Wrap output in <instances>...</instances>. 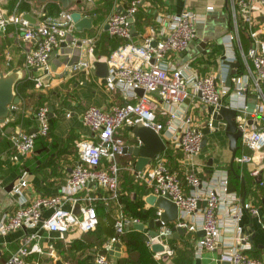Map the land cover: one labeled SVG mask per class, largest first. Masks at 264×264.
I'll use <instances>...</instances> for the list:
<instances>
[{
  "label": "built area",
  "instance_id": "1",
  "mask_svg": "<svg viewBox=\"0 0 264 264\" xmlns=\"http://www.w3.org/2000/svg\"><path fill=\"white\" fill-rule=\"evenodd\" d=\"M140 0H131L125 9L127 15L115 11L110 13L105 23L111 37L121 39L108 55L105 62L108 66V76L105 85L114 91H119L124 101L114 103L108 108L95 105L87 106L82 113L81 120L93 134L92 138L82 139L78 143L79 163L72 167L64 188L59 194L44 195L27 202L24 197L26 181L22 180L14 187V192L21 196L20 205L14 212L0 219V234L10 233L18 228L46 229L63 235L69 231L90 232L98 224L96 203L109 204L117 202L120 190V167L117 159L124 155L126 140L119 134L125 127L141 124L162 135L163 130L172 132L171 123L180 121L181 126L168 141L180 147L187 155L198 154L203 145L204 133L194 125L189 116L184 117L182 109L186 100L199 97L201 101L212 109L226 106L236 110L235 121L241 135L239 147L242 152L236 155L234 164L242 166L251 163L255 154L264 151V39L259 37L253 17L254 4L264 7V0H238L231 4L230 13L234 32L225 36L224 45H233L238 36L242 23L249 25L250 46L246 52L242 50L234 59L238 61V68H231V73L220 77L217 73H210L191 77V67L188 65H174L167 61L173 53L184 51L196 37V24L201 19L199 15L189 9L179 13H171L157 18V29H151L149 37H143L141 43L133 41V32L128 16L135 20ZM20 4L32 6V0H16L14 8ZM208 9H212L211 6ZM38 15H34L35 22L24 18V13L10 14L0 7V31L5 33L9 25H14L16 32L23 40L32 42L31 48L25 54L24 65L47 69L49 72V58L74 30L71 10L61 9L56 15H49L45 4L36 8ZM134 24V22H133ZM155 40L156 45L151 42ZM75 38L71 40L74 44ZM93 46L89 52L93 53ZM237 53V52H236ZM227 60V59H226ZM88 60H79L70 65L71 71H80L91 67ZM229 79L230 86L226 84ZM37 80V87L43 83ZM137 89L143 94L138 95ZM157 94L166 113L165 122L157 119L158 103L154 95ZM256 100L252 123H248L247 100ZM232 99H241L234 103ZM15 107V106H14ZM37 131L20 132L13 137L14 152L11 160L17 162L21 156L29 154L35 144L36 136L48 137L50 131L49 107L40 105L35 111ZM208 126L214 129L211 119ZM260 169L252 170L257 176ZM148 194L165 197L177 207V218L171 223L155 226L154 234L150 233L148 222L131 216L117 204L114 215V233L104 245L108 252L112 246L121 241L123 236L134 226L143 224L145 245L152 251L154 244L163 246V251L153 252L156 264H165L164 257L173 254L169 245L175 231L173 227L183 228L187 233L196 234L203 231L194 242V257L202 258L204 252L214 251L221 247L219 261L229 264H263V262L249 255L251 249L250 232L241 224L244 211L257 218L264 228V212L260 206L244 201L241 196L229 190V171L227 168H216L207 179H201L193 172L172 168L168 165L166 156L162 153L140 172L137 177ZM88 185L102 190V193L91 192ZM257 186L264 189V181ZM83 194L80 192L84 191ZM147 194V195H148ZM80 203V215H75L71 209L64 208L65 202ZM49 210L47 217L43 211ZM162 209L156 208L155 216L151 219L160 221ZM137 230V229H136ZM37 232L30 234L22 245L11 253L1 264H38L29 263L26 256L32 252H41V247L32 239ZM95 264H111L107 253L97 252Z\"/></svg>",
  "mask_w": 264,
  "mask_h": 264
},
{
  "label": "crops",
  "instance_id": "2",
  "mask_svg": "<svg viewBox=\"0 0 264 264\" xmlns=\"http://www.w3.org/2000/svg\"><path fill=\"white\" fill-rule=\"evenodd\" d=\"M32 1V6L26 4L20 11L18 8H14L16 0H0V7L10 14L23 12L34 19L33 16L38 15L36 12L38 1L37 3L36 0ZM73 1V10L80 11L82 15L96 16V20L91 29L79 32L74 28L67 41L51 53L48 62L50 79L40 87H37L36 79L42 80L45 76V69L34 67L27 69L24 65L25 54L31 48L32 42L23 40L16 32L14 25H9L8 30L0 35V72L7 73L14 68H19L20 79L17 83L21 80L32 83L31 86L24 89V95L19 94L15 87L16 93L20 96V102L11 109L8 118L0 123V219L22 205L21 196L13 191L14 187L22 180L26 181L24 197L27 202H31L39 196L59 194L64 188L72 167L79 163V141L93 137L90 130L82 123L83 110L90 105L108 108L114 103L124 101L119 91L110 90L105 82L95 75L93 62L96 60L105 61L120 42V39L111 37L105 29L106 15L109 12L118 11L120 6L125 10L131 0ZM237 1L140 0L141 6H138L136 14V21L140 26L136 27L133 41L141 43L147 27L157 29L158 17L179 13L184 9L192 10L201 18L196 24V37L184 51L170 54L167 61L174 65L186 64L191 67L190 74L193 80L214 72L220 77H226L232 71V67L227 64L228 59L236 58L241 50L246 52L251 43L249 25L242 23L238 36H235L232 42L233 45L227 48L224 45L223 41L227 40L224 39L225 36L234 32L230 8L231 4ZM55 6L62 9L57 3ZM209 6L212 9H208ZM105 9L109 12H104ZM253 17L256 18V22L252 28L257 29L259 37L264 39V7L254 4ZM73 38L76 39L74 44L71 43ZM242 40L246 42V46H243ZM113 41L118 44L114 45ZM91 45L94 49L93 53L89 52ZM79 60H88L92 65L88 69L71 71L70 65ZM154 97L158 103L157 119L160 122H165L164 106L157 94ZM43 104L53 107L52 116L49 117L48 137L36 136L33 150L29 154L21 156L17 162H13L10 158L14 152L13 137L20 132L37 129L35 111L38 106ZM208 108L199 97H195L186 100L185 106L181 110L184 117L189 116L193 124L201 128L204 133L202 149L198 154L187 155L180 147L171 142V139L168 141L176 133V129L178 131L181 126L180 121L171 123L172 132L162 131V135L165 137L163 139L169 142L166 151L163 152L168 165L172 168L193 172L201 179H207L216 168L225 167L228 169L231 159L227 138L224 148H217L213 142L214 131L222 130H214L208 126L211 119ZM119 134L126 140V146L138 144L130 127H123ZM241 152L242 149H240ZM254 157L255 159L251 163L242 166L234 165L235 168L240 169L238 175L245 180V186H243L246 190L245 201L259 205L264 212L262 205L264 189L257 186L255 176L251 174L254 169H260L259 174H264V151L255 154ZM133 161L134 157L129 154H124L117 159L120 167L122 194L128 193L130 185L141 187L147 191L146 187L139 183L138 178L133 174L131 166ZM88 189H91V192L102 193V190L94 185H88ZM84 192L85 190L80 194ZM242 195L240 196L242 197ZM76 204L67 201L63 206L73 211ZM104 205H107L106 210L103 208ZM116 206L117 202L114 201L109 204L100 203L97 206L99 223L90 232L73 230L61 235L43 228L21 227L10 233L0 234V264L34 232H37V237L32 239L31 243H36L42 251L27 255V262L41 264L43 259L47 258V264H95V254L102 249V243L107 241L114 232L113 219ZM49 213V210H44L43 217H47ZM241 224L251 235L249 255L260 259L264 264V228L257 218L246 211L242 215ZM197 237H199L197 233H186L184 237L172 238L169 245L173 249V254L164 257V263L221 264L219 256L222 249L219 245L214 251L204 252L202 258L194 257V242ZM120 243L122 247L119 256L107 252L111 264H117V259L125 256L126 248L122 241ZM151 258L154 259V257Z\"/></svg>",
  "mask_w": 264,
  "mask_h": 264
},
{
  "label": "water",
  "instance_id": "3",
  "mask_svg": "<svg viewBox=\"0 0 264 264\" xmlns=\"http://www.w3.org/2000/svg\"><path fill=\"white\" fill-rule=\"evenodd\" d=\"M38 5H43L48 2H53L59 4L63 9L72 10L71 11V19L74 25V28L76 31H83L85 29H91L93 26V23L96 20V16H87L82 15V13L78 10H73L74 7V1L73 0H37ZM141 4H139V7ZM118 12H121L124 15H127V11L123 10V7L118 8ZM24 18L28 19L33 23L35 22L34 19H31V17L28 14H24ZM128 20L131 26V30L133 32V35L136 34V28L133 24L134 19L132 17L128 16ZM108 26H105V29L107 30ZM151 33L150 27H147L145 30L144 37H149ZM3 33L0 31V35ZM152 46L156 45V41L153 40L151 42ZM227 64L232 68H238L239 62H227ZM93 67L95 68V75L98 78H101L103 81H105V78L108 76L109 70L108 66L105 61L96 60L93 62ZM19 68H14L11 71L7 73L0 72V123H3L11 113V109L19 104L20 102V96L16 93L15 87L17 81L20 79L19 77ZM44 77L42 78L41 82L46 84L48 80L50 79V74H48L47 69L44 70ZM227 85L230 86L229 79L227 80ZM136 92L138 95L143 94L142 89H137ZM256 100L253 97L248 98L247 102V117H248V123H252L253 118V112L255 109ZM53 107H49V117L52 116ZM208 113L211 115V124L214 130H222L224 131V134L226 138L228 139V147L231 152V159L229 161L228 171L232 174L235 173V165H234V159L237 155V151L239 149V137L241 135L240 131L237 128V124L235 121L236 116V110L221 106L217 109L208 108ZM132 130L134 139L138 141V144L135 146H125L124 147V154H129L134 157V161L131 162V166L133 168V174L136 177H139L140 172L151 162L152 159L157 157L158 155L162 154L166 151V148L169 144L168 141L164 140L159 133L154 131L151 128L145 127L141 124H138L134 127H130ZM37 130L33 129L30 130L29 133H35ZM236 176H239L236 174ZM240 177V176H239ZM242 180L243 186H245V180L243 177H240ZM255 182L258 184L260 181H264V174H258L254 177ZM245 193L246 190L244 188L243 195L241 197L242 203L245 201ZM18 195V194H17ZM145 202L153 206L155 208H159L163 210V213L161 215L160 221H154L153 219H150L148 222V227L150 228V233L154 234V228L155 226L161 225V222L163 223H171L177 218V207L176 205L171 202L169 199L165 197H157L153 194H148L145 196ZM262 205L264 208V198H262ZM81 207L80 203H77L74 207L73 213L76 215L79 214V208ZM135 229L142 231L143 230V224H138L134 226ZM173 230L175 233L173 236H170L169 238H180L184 237L187 233L185 229L173 227ZM198 236H203V231L197 232ZM122 244L120 242L115 243L112 246V249L109 250V253L112 255L119 256L120 250H121ZM153 252L163 251V246L160 244H154L152 246ZM48 259L44 258L41 264H47ZM221 264H229L227 261H221Z\"/></svg>",
  "mask_w": 264,
  "mask_h": 264
},
{
  "label": "trees",
  "instance_id": "4",
  "mask_svg": "<svg viewBox=\"0 0 264 264\" xmlns=\"http://www.w3.org/2000/svg\"><path fill=\"white\" fill-rule=\"evenodd\" d=\"M26 4H20L18 10H22ZM45 10L47 14L56 15L59 13L60 8L55 6V3L48 2L45 4ZM138 12V11H137ZM137 16H135L134 25L135 28L140 26L139 22L136 21ZM119 44L122 40H119ZM243 46H246V42L242 40ZM31 81L21 80L17 83V92L21 95H24V89L31 86ZM240 154V147L237 155ZM235 173L240 174V169L235 168ZM236 174H232L229 172V190L237 192L239 195L243 194V185L239 176ZM140 183V181H139ZM130 185L128 189V193H120L118 197L117 204H120L121 207L127 212V214L140 218L143 222H149L151 218L155 216L156 208L153 206H149L146 204L144 200V196L146 195L147 191L141 189V187H137L135 185ZM262 189V188H260ZM257 196V195H256ZM102 202H97L96 211L98 215L97 206ZM103 208L106 210L107 205H104ZM99 223V220H98ZM98 225V224H97ZM114 225V219H113ZM97 227V226H96ZM114 231V227H113ZM114 233V232H113ZM112 233V235H113ZM121 241L126 248L125 256L117 259V264H156L155 260L153 261L151 257H153V252L145 245V237L143 232L138 231L136 229H130L127 231L123 236H121ZM106 241L102 243V249L100 252L107 253L104 249ZM152 254V255H151ZM151 256V257H149Z\"/></svg>",
  "mask_w": 264,
  "mask_h": 264
},
{
  "label": "rangeland",
  "instance_id": "5",
  "mask_svg": "<svg viewBox=\"0 0 264 264\" xmlns=\"http://www.w3.org/2000/svg\"><path fill=\"white\" fill-rule=\"evenodd\" d=\"M36 3H37V0H36ZM37 7H39V5ZM106 11L107 10L105 9L104 12H106ZM107 12H109V11H107ZM109 14H110V12L106 16H108ZM113 43H114V45L118 44L115 41H113ZM110 46H111V44H110ZM112 47H113V45H112ZM232 100H233L234 103H237V102L241 101V99H232ZM213 138H214L213 142L217 146V148H224V146H226L227 140H226V136L223 133V131H217V132L214 131ZM263 168H264V162H263Z\"/></svg>",
  "mask_w": 264,
  "mask_h": 264
}]
</instances>
